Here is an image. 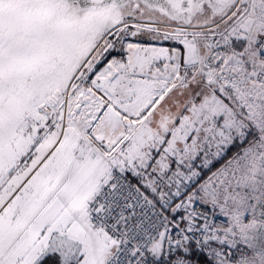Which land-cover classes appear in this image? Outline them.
I'll return each mask as SVG.
<instances>
[{"label":"snow or ice","instance_id":"1","mask_svg":"<svg viewBox=\"0 0 264 264\" xmlns=\"http://www.w3.org/2000/svg\"><path fill=\"white\" fill-rule=\"evenodd\" d=\"M0 264H264V0H0Z\"/></svg>","mask_w":264,"mask_h":264},{"label":"rangeland","instance_id":"2","mask_svg":"<svg viewBox=\"0 0 264 264\" xmlns=\"http://www.w3.org/2000/svg\"><path fill=\"white\" fill-rule=\"evenodd\" d=\"M172 42H168L165 46H171Z\"/></svg>","mask_w":264,"mask_h":264}]
</instances>
